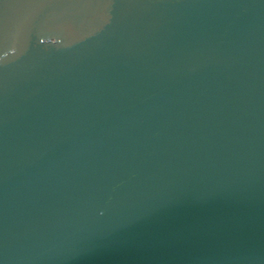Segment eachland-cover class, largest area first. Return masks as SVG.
Wrapping results in <instances>:
<instances>
[{"label":"water","instance_id":"water-1","mask_svg":"<svg viewBox=\"0 0 264 264\" xmlns=\"http://www.w3.org/2000/svg\"><path fill=\"white\" fill-rule=\"evenodd\" d=\"M0 264H264V0H0Z\"/></svg>","mask_w":264,"mask_h":264}]
</instances>
